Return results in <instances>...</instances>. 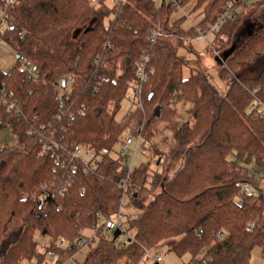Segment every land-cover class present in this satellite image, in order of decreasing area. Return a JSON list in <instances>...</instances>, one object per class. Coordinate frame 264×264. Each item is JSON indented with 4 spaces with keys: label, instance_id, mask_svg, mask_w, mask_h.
<instances>
[{
    "label": "trees",
    "instance_id": "1",
    "mask_svg": "<svg viewBox=\"0 0 264 264\" xmlns=\"http://www.w3.org/2000/svg\"><path fill=\"white\" fill-rule=\"evenodd\" d=\"M184 1L120 0L112 9L105 0H18L11 6L2 37L21 56L0 70V96L15 103L7 109L0 100V127L17 135L14 146L0 149V264L32 258L42 264L61 239L55 264L70 257L74 264H137L162 243L178 255L188 253L185 264H249L254 245L264 250V18L242 17L244 6L262 0L196 4L202 5L195 24L201 30L225 8L239 9L214 31L213 49L228 45L216 56L223 90L200 68L183 75L188 59L178 52L182 40H147L154 22L184 34L168 23L169 12ZM143 51L151 71L141 104L119 121L115 114L135 86L134 63ZM24 59L38 70L23 67ZM66 91L64 114L57 119ZM185 103L183 114L177 105ZM161 123L170 130L164 149L153 140ZM52 131L63 149L87 144L109 151L89 171L79 163L74 173L56 172V152H41L42 139ZM128 134L161 157L156 163L162 171H149L148 162L131 170L111 154ZM66 180L60 195L55 187ZM243 181L253 191L245 192ZM124 194L139 212L128 215L130 234L117 242L104 220L119 213ZM86 228L94 235L85 237L89 250L80 262L74 254L81 245L74 239L83 238ZM222 229L230 237L217 240ZM36 231L50 237L42 253Z\"/></svg>",
    "mask_w": 264,
    "mask_h": 264
},
{
    "label": "rangeland",
    "instance_id": "2",
    "mask_svg": "<svg viewBox=\"0 0 264 264\" xmlns=\"http://www.w3.org/2000/svg\"><path fill=\"white\" fill-rule=\"evenodd\" d=\"M95 1V0H93ZM120 0H105V4L108 6L109 9H112V6L115 2ZM171 0H155V3L157 5H161L162 3L167 4ZM198 0H185L182 4H179L176 9H173L171 12H169L168 15V23L170 25H176L177 28L182 31L184 34H181L177 29L169 28V29H163V26L161 24L154 22L155 26L157 28L162 29L163 31H175L180 36H186L188 38L187 41H184L183 39L178 38L180 41L182 40L181 46L178 47V52L188 59V64L184 65L182 68V73L184 76H188L190 73V68H200L204 70L206 73H208L211 76V80L213 83L216 84V86L220 89H224V81L220 80L218 77V69L220 66V62L217 59V55H220V53L223 52L227 46H223L221 50L217 51L213 49L214 43V32L209 31L206 33L204 38H198L196 36L200 35L198 33V29L195 27L196 20L199 17L200 11L202 10V5H197ZM243 20L246 17H249V19H255L259 18V20H262L264 18V0H262L258 4H254L250 7L244 6L243 8ZM113 17V12L111 11L109 15L106 16L104 22L107 24L108 20ZM201 17V16H200ZM171 38V37H170ZM172 38H177L172 37ZM16 49L13 47V45L7 41L5 38L0 36V70L1 71H7L12 66H14L17 62L16 59ZM23 61H21L22 63ZM21 66V65H20ZM132 87H129L125 96L122 98L120 107L118 108L115 118L117 120H123V118L127 115V113L130 110L135 109V104L130 100V95L132 94ZM189 106V103H185V105L178 104L177 108L179 111L183 114L184 109ZM131 134H128L127 136H130ZM133 136V142L130 144L129 147H127L124 151V156L122 157V161L132 170L135 167L139 166L142 163H149L148 170L151 172H160L163 170V166L160 164H157L156 161L161 160L160 156L152 155L149 153V151L146 149L147 144L142 141V138L136 135ZM163 138H166L167 140H170V130L168 128L164 127V124L161 123L159 125L158 131L153 137V140L155 143H158L162 149L166 146L165 143L162 141ZM17 141V135L12 131V129L9 126H2L0 127V149L7 146H14ZM169 141V142H170ZM120 143L117 144L113 151L112 155L115 157H118L117 149L119 148ZM135 148V149H134ZM252 167V164H250ZM171 175L170 173H168ZM261 177V173L257 172L255 175V181H259V178ZM253 186V185H252ZM254 187V186H253ZM138 213L139 211L134 208L133 205H130L129 203V196L127 194H124L122 196L121 200V208L119 213L114 214L112 217L119 221L122 225L121 233L117 237V242H123L128 238V235L130 234V230L127 231L126 227L128 224L127 217L131 213ZM112 230H109V237L112 235ZM83 232V239H85L86 236H92L94 235V232L92 229H84ZM35 240L37 241V250L39 252H44L46 246L50 244V237L48 235L42 234L40 231H36L34 234ZM98 241V236H94V241L92 244H95ZM89 250V245L84 243L79 252H76L74 254V257L78 261H82L85 254ZM160 255L162 259L158 261L157 264H185L189 260V254L185 253L182 255H178L177 253L173 251H169L167 248L166 243L160 244L158 247L154 248L150 253L149 257L146 260H140L137 264H150L154 263V256ZM56 257L50 256L48 253H45L44 259L42 264H55ZM21 264H37L35 262V259H24ZM65 264H69L68 261L65 262ZM249 264H264V250L261 249L259 245H254L251 253H250V263Z\"/></svg>",
    "mask_w": 264,
    "mask_h": 264
},
{
    "label": "built area",
    "instance_id": "3",
    "mask_svg": "<svg viewBox=\"0 0 264 264\" xmlns=\"http://www.w3.org/2000/svg\"><path fill=\"white\" fill-rule=\"evenodd\" d=\"M18 0H0V36H2V33L5 32L7 27L9 26L11 22V15H10V8L13 6ZM239 9L236 8L233 11L229 9H224L222 13H220L217 17V19L213 23H207V27L205 30H201L199 27H196L198 29V33L200 35L196 36L198 38H204L206 33L209 31H215L222 23H224L227 19L233 17L234 11H238ZM183 39L184 41H187L188 38L186 36H180L177 32L175 31H163L160 28L154 27L151 28L147 31V40L150 43H154L157 40L165 39V38H170V37H176ZM22 66L27 68L28 70H31L33 72H36L37 66L34 64L31 60L29 59H24L22 62ZM135 66V75H136V83L135 86L132 88V94L130 95V100L133 103H138L141 104V94H142V84L147 81L148 79V73L151 71V67H149V53L146 51H143L139 58L135 61L134 63ZM68 80H70V76H67ZM66 81V80H65ZM69 98V92L66 91V93L62 96L60 100L61 104V109L58 111L56 114V118L59 119L62 117L64 114V106H66V101ZM0 100L6 105L7 109H10L11 106H14V102L12 101H7L6 98L3 96H0ZM261 103V102H260ZM262 104V103H261ZM264 106V104H262ZM43 127V125H41ZM53 131L51 134L42 139V148L41 152H50L54 151L56 152V172L60 171H65L66 173H74L78 167L79 163H84L86 171H89L93 166L99 163L100 158L102 157L103 154L108 153V148L103 147L100 151L95 150L93 147L87 145V144H75L71 149H63L62 145L60 143V138L55 139L53 136ZM133 142V136H127L125 137L121 143L119 148L117 149V154L120 160L122 161V157L124 156V151L127 147L130 146V144ZM135 149V148H134ZM123 162V161H122ZM124 163V162H123ZM69 180H66L65 184L62 185L58 183L55 187V191L59 193L60 195L63 194L64 188L68 184ZM126 179H120L119 180V185L122 187L125 186ZM242 189L245 192H251L253 191L254 187L246 181L241 182ZM60 187V188H59ZM46 196V192L43 193V197ZM104 224L106 227V233L109 232V230H112L113 228H118L120 227V222L116 221L114 218H108L104 220ZM253 223H249V227H251ZM200 231H202L200 229ZM215 237L217 240L221 239H227L230 237L229 231L226 229H222L218 232L215 233ZM74 242L78 246H82L84 243L87 242V239L75 237ZM65 242L64 240H59L55 242V249H50L47 253L52 256V257H58L61 252H58L57 249H60L62 245H64ZM60 246V247H59ZM162 257L160 255L154 256L155 261H160ZM69 264H74V258L70 257L68 260ZM66 262V261H65ZM64 263H59V264H65Z\"/></svg>",
    "mask_w": 264,
    "mask_h": 264
},
{
    "label": "water",
    "instance_id": "4",
    "mask_svg": "<svg viewBox=\"0 0 264 264\" xmlns=\"http://www.w3.org/2000/svg\"><path fill=\"white\" fill-rule=\"evenodd\" d=\"M20 54L19 53H16V58L17 59H19L20 58ZM62 84L64 85V83H65V79L64 78H62ZM121 233V229H119V228H115L114 230H113V235H114V237L115 236H117V235H119Z\"/></svg>",
    "mask_w": 264,
    "mask_h": 264
},
{
    "label": "crops",
    "instance_id": "5",
    "mask_svg": "<svg viewBox=\"0 0 264 264\" xmlns=\"http://www.w3.org/2000/svg\"><path fill=\"white\" fill-rule=\"evenodd\" d=\"M200 16H201V14H199V17H198V19L196 20V22L200 19Z\"/></svg>",
    "mask_w": 264,
    "mask_h": 264
}]
</instances>
